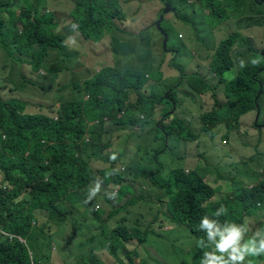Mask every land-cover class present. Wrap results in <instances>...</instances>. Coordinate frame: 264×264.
Segmentation results:
<instances>
[{
	"label": "rangeland",
	"instance_id": "374dc122",
	"mask_svg": "<svg viewBox=\"0 0 264 264\" xmlns=\"http://www.w3.org/2000/svg\"><path fill=\"white\" fill-rule=\"evenodd\" d=\"M20 1V5L17 6L14 3L9 8V13L0 15V21L4 25L1 31L5 40L6 38L8 41L12 40L8 34L6 20L10 18L13 22H17L22 10L34 12L35 17L43 13L54 14L61 21L56 33L65 34L62 35L64 39L66 35L68 36L65 45L63 41L62 50L48 52L47 63L53 66L45 64L38 72L31 71L30 66L25 64L28 57L16 58L12 48L6 49L0 46V100L17 98L25 104V111L22 114H48L50 117H55L54 113L61 102L77 96L75 91L67 88L68 77L71 74L74 75L72 77L74 81L82 83L89 74L103 67L115 65L121 70L133 68L134 64L129 63L127 59L128 52L122 50L123 48L113 52L108 39L96 45L81 40L83 44L76 47L78 42L76 36L71 39L69 37L73 34L74 25L69 20V13L74 0ZM134 1L132 0L131 3L137 6ZM172 1L178 3L179 0ZM182 1L193 5L196 10L199 6V0ZM154 2V0H148V2L139 0V11L135 12L130 7V1H127L123 4V10L126 13L124 23L128 25L126 27L129 32L131 31L129 26L136 22L134 17L137 14L142 15L146 25H135L132 33L136 34L134 37L138 41L149 44L145 46V50L153 54L154 61H157L155 66L161 61L166 69L171 70L168 67L171 62L184 75L192 72L189 68H192L191 64H193V66L199 65L197 70L205 74L208 63L205 59V51L209 48L208 46L217 44L218 40L237 29L242 35L248 37L249 44L243 48L232 49L231 55L233 53L235 68L225 75L226 80L234 78L236 69L240 68L241 58L246 64L255 55L254 53L264 52L262 38L264 7L256 1L257 5L253 6L251 0H241V8L219 24V26L223 24L221 27L217 26L219 28L207 26L202 15L192 14V19L199 23L197 24L199 29L196 33H192L189 42L184 41L193 30V25L179 21L175 7L164 4L162 8L160 1H157L155 11V8L150 6ZM164 8L166 13L162 17L161 24L165 28L170 26L173 34L167 44L166 48L169 51L166 53L162 48L163 36H160L154 25H151ZM178 14L189 21L190 14L179 12ZM197 37H201L202 40H197ZM114 40L121 41L118 47L133 46V39L123 34L119 37L114 35ZM199 42L201 44H198ZM154 44L156 49L151 47ZM66 47L75 51L68 53ZM174 50L178 51L176 56H172ZM179 52L182 54L181 57ZM140 53L141 49L137 52V57ZM262 65L258 75L264 74V63ZM57 69L61 72L58 73L52 86H48V74L55 73ZM184 81L186 78L181 79L175 87L170 86L176 82L175 79H169L166 84L160 82L159 85H156L158 81H151L148 85L152 93L158 94H154L156 97H161L162 94L168 95L170 89L174 90V104H177L178 108L167 117H162L165 107L159 105L153 113L152 122L134 127L124 126L123 130L117 129L109 139L104 138L103 133L107 128L103 124L93 123L91 127H88L81 145V156L93 169L97 180L90 182L83 191L74 187L61 204L54 207L55 209L40 212L36 224L32 225V242H27L31 247L33 258L45 257L51 264H128L129 261L132 264L191 263L190 254L194 249L193 238L187 236V232L182 229L185 227L170 225V220L163 214V205L167 202L166 195L161 194L150 179H144L148 177L135 171L151 170L155 174L153 177L159 181H167L164 178L167 174L164 166L170 170L183 167L186 173L192 170L201 171L207 186L216 190L213 195L214 200L223 198L227 193L231 194L234 188L233 183L237 186L239 184L253 185L252 176L260 173L264 167V112L257 110L243 116L238 129L230 132L226 140H222L227 132L225 128L219 127L209 132H202L199 124L200 116L212 105L213 99L208 94L203 96L189 94ZM70 82L72 83L71 80ZM217 95L221 97V86L217 90ZM258 102L264 111V95L261 92ZM172 117L183 120L193 133L198 135V139L192 142L196 145L194 148L184 150L183 142L173 146L169 140L155 139V122L163 118H166L165 122H171ZM113 153L116 157H120V161L113 167L125 177V183L132 189V195L141 197V200L133 206L120 208L131 195L126 193L124 198L118 201L117 187L106 184L102 176L98 174L100 169L111 165L106 161L112 160L110 157ZM9 188L5 174L0 172V190ZM29 197L30 193H25L16 198V201ZM257 208L262 213V218H245L244 223L249 226L250 231L245 233L241 244L245 242L246 237H252L258 230L263 231L261 225L264 219V205ZM116 209L118 210L115 211ZM121 209L123 211H119ZM59 219L61 221H57ZM150 222L152 223L149 225ZM148 225L152 233L144 243L134 239L129 242L119 241L118 235L115 241L111 235L116 226H139L143 229ZM109 232L110 234L106 236ZM20 240L23 239L20 238ZM108 246L113 249V252L108 250L110 249ZM175 253L181 256L177 257ZM250 259L251 264H264V255Z\"/></svg>",
	"mask_w": 264,
	"mask_h": 264
},
{
	"label": "trees",
	"instance_id": "16d2710c",
	"mask_svg": "<svg viewBox=\"0 0 264 264\" xmlns=\"http://www.w3.org/2000/svg\"><path fill=\"white\" fill-rule=\"evenodd\" d=\"M255 1L264 7V0H251L253 6L257 5ZM20 2L0 1V15L9 13L14 3L18 6ZM72 4L70 19L75 31L84 40L97 43L113 31L122 32L117 26V22L125 18L121 0H74ZM239 7V0H199V6L193 14L202 15L207 26L214 28L229 19ZM35 15L32 11L22 10L17 22L10 18L6 20L11 41L3 37L1 29L4 25L0 21V46L12 48L16 58L28 57L25 64L30 66L31 71L38 72L45 65L50 50L58 52L63 48L64 37L56 33L57 18L54 14ZM177 19L189 23L178 12ZM197 40H200L199 37ZM248 44V37L237 29L221 39L210 55L208 69L223 85L222 100L215 93L216 86L205 81L204 77L197 74L183 76L196 95L208 93L213 99V106L199 118L202 132L223 127L227 130L223 135L226 140L230 132L238 129L243 116L257 110L264 112L258 102L260 85L257 78L258 70L264 63L263 53H254L250 58L259 59L258 65L247 62L246 67L236 70L234 78L225 79L234 65L232 49L243 48ZM160 67L161 61L156 66L152 64L147 71L104 67L82 83L70 86L69 90L75 91L77 96L61 102L54 113L55 117L48 114L24 115L25 104L20 100L11 97L10 100H0V172L5 174V180L10 185L8 190H0V230L8 234L6 239L4 237L0 241V264H51L45 257L33 258L20 238L25 239L31 233L40 212L55 209L74 187L83 191L90 182L97 180L93 169L81 156V145L91 124H103L107 128L103 133L104 138L109 139L117 129L123 130L124 126L134 127L152 122L153 113L159 105L169 107L162 117L170 114L175 103L174 90L168 95L156 97L146 89L151 81L161 80ZM165 120L163 118L155 122V139L166 140L174 135L186 143L198 139V135L183 120L177 117H172L171 122ZM119 161V156L106 161L111 165L100 169L98 174L106 184L117 187L118 201L126 193L131 195L120 207L124 208L133 206L141 197L132 195L125 177L113 167ZM165 170L167 174L164 178L167 181L156 180L151 170L135 172L148 177L144 179H150L161 194L166 195L163 214L170 220V225L185 227L182 229L187 232V236L193 238L190 264H201L204 252L211 251V248H206V229H199L203 216L217 221L223 229L226 227L225 222L244 224L245 218L257 206L264 205V167L253 178V185L239 184L237 180L239 186L233 183L232 193L218 200H213L216 190L208 187L197 171L186 173L183 168ZM25 193H30L28 199L16 201ZM221 205L227 207V214L221 212L214 215ZM149 225L143 229L139 226H116L111 235L115 241L118 235L119 241L134 239L144 243L152 233ZM262 227L264 229V224ZM9 235H13L12 238ZM201 239L205 240V247L198 246ZM108 250L113 252L112 248Z\"/></svg>",
	"mask_w": 264,
	"mask_h": 264
},
{
	"label": "crops",
	"instance_id": "0c3cea01",
	"mask_svg": "<svg viewBox=\"0 0 264 264\" xmlns=\"http://www.w3.org/2000/svg\"><path fill=\"white\" fill-rule=\"evenodd\" d=\"M127 1H130V7L133 9V11H139V8H140V6H139V0H137L135 3H137V6L136 5H134L133 3H131L132 2V0H121V2H122V8H123V4L125 3V2H127ZM145 1H147L148 2V0H145ZM155 2L152 4V5H150L151 6V8H155V11L157 10V8H156V3H157V1H160L161 2V7H162V5H164L165 3L169 6V7H175V9L179 12V13H182V14H190V15H188L189 17H190V19H189V23L188 24H191V25H193V30L190 32V34H189V37L186 39V41H184V42H189L190 41V39H191V35H192V33L194 34V33H196L197 32V30L199 29V27H197V24H199L198 22H195L193 19H192V14H193V5H190V4H185L182 0H179L178 1V3H175V2H173L172 0H163L164 2H162L161 0H154ZM176 1V0H175ZM240 1V7H239V9L241 8V0H239ZM160 2H158V3H160ZM163 8V7H162ZM171 9V8H170ZM160 12V11H159ZM70 14V13H69ZM123 14L126 16V13H125V11L123 10ZM137 14V13H136ZM135 20H136V22L134 23V25H130L129 26V28L131 29V31L129 32L128 31V29H127V27L126 26H128V25H126L125 23H124V21H125V18L122 20V21H120V22H117V26L119 27V29L122 31V32H120V31H113V32H111V33H109V34H107L101 41H99V42H97V43H95V42H92V41H88V40H84L82 37H81V35L77 32V31H75V29H74V26H73V29H72V31H73V34H71L69 37H70V39L73 37V36H76V41H78L77 42V44H76V47H79L80 45H82L83 43H81V40H82V42H89V43H91V44H94V45H96V44H101L102 42H105L106 41V39H108L109 40V45H111V48H112V51L114 52V51H118V50H120V48H123L122 50H124V51H126V52H128V54H127V59H128V62L129 63H132V64H134V66H141V65H143L142 67H134V66H132L133 68L132 69H135V70H141V71H147L150 67H151V65L152 64H154V63H156L157 61H154V59H153V54H149L148 52H146V50H145V46H147V45H149V44H144L143 42H141V41H138L137 39H135V37L134 36H136V34L135 33H132L133 32V28H134V26L135 25H146V22H143V18H142V15H139V14H137L135 17ZM157 19V18H156ZM70 20V22H71V24H72V20L71 19H69ZM60 22L61 21H59L58 19H57V27H56V30H58V28H59V26H60ZM156 22V21H155ZM155 22L153 23V24H151V25H154V27H155ZM162 23V22H161ZM201 24V23H200ZM73 25V24H72ZM223 25V24H222ZM222 25H220L219 27H221ZM160 26H161V29H162V31L166 34V38H165V47H163V44H162V48H163V51H164V53H166L167 51H169V50H167V44H168V42H169V40L171 39V37L173 36V34H172V28L170 27V26H168V28H165L162 24H160ZM219 27H217V28H219ZM156 28V27H155ZM217 28H215V29H217ZM215 29H213V30H215ZM262 30H264V26L262 27ZM157 31H158V29H157ZM159 32V34H160V36H163L162 35V33L160 32V31H158ZM62 35H65V34H63V33H61ZM120 34H123V35H125V36H128V37H131L132 39H133V46H131V47H127V48H124V47H118L119 46V42H121L120 40H114V35L115 36H118L119 37V35ZM212 35V34H211ZM227 36L229 35V34H226ZM225 35V36H226ZM180 36V35H179ZM212 37V36H211ZM224 37V36H223ZM222 37V38H223ZM68 38V36L66 35V37H65V39H64V45H65V40ZM198 38V37H197ZM262 38L264 39V31H263V33H262ZM199 39H201V37H199ZM221 39V38H220ZM163 40H164V37H163ZM202 40V39H201ZM218 41H220V40H218ZM217 41V44H213V45H211V46H208L209 48H207V51H205V59H206V62L208 61V63H209V61H210V55H211V53L213 52V50L216 48V46L218 45V42ZM73 43V42H72ZM71 43V44H72ZM198 44H201V42H199ZM151 47L152 48H154V49H156V45L154 44V45H151ZM181 47V46H180ZM129 48H132V49H130L129 50ZM66 49L68 50V53H70L71 51H75V50H72V49H69L68 47H66ZM141 49V53H140V56H138L137 57V52L139 51ZM62 50V49H61ZM173 52V55L172 56H176V54L178 53V51H176V50H174V51H172ZM163 53V54H164ZM260 53H263L264 54V52H260ZM72 54V53H71ZM182 56V54H181V52H179V57H181ZM47 57H48V55H47ZM47 57H46V59H45V61H44V64H46V66H53V64H48L47 63ZM151 60H150V59ZM193 59V58H192ZM233 60V68L232 69H234L235 68V62H234V59H232ZM160 62V61H159ZM173 63L174 64H176V62L175 61H173ZM208 63H207V72L205 73V74H201L198 70H197V66H199V65H196V66H193V64H191V67L192 68H189V70H191L192 72H190V73H185L184 75H183V73H181L176 67H174L172 64H171V62H169V64H168V67L169 68H171V70H168V69H166V67H164V63L163 62H161V67H160V70H161V74H162V78H161V80L160 81H158L157 82V84L156 85H159L160 84V82H164L165 84L167 83V82H169V79H171V80H173V79H175L176 80V82L174 83V84H170V86H172V87H175L176 85H178L179 83H180V81H181V79L183 80L185 77H183V76H186V75H190V74H192V75H194V74H197V75H199V76H201V77H205L206 78V80L205 81H207V82H209L212 86H216V90H215V93L217 94V90H218V88L221 86V97H219L218 95H217V97H218V99L219 100H222L223 99V93H222V89H223V85L221 84V83H219L218 82V80L212 75V74H210V72H209V69H208ZM113 66H115V65H112V66H107V67H113ZM104 68V67H103ZM102 69V68H101ZM100 69V70H101ZM231 69V70H232ZM99 70V71H100ZM236 70H238V69H236ZM61 72V70L60 69H57V71L55 72V73H49L48 74V77H47V82H48V86H52V84H53V81L57 78V76H58V73H60ZM98 71H96V72H94V73H92V74H89V77L90 76H92L93 74H95V73H97ZM71 73H73V72H71ZM229 73H231V72H229ZM260 73V72H259ZM183 75V76H182ZM178 76H182V77H178ZM72 77H74V75L73 74H71V76H69L68 77V81L69 82H67V88H70V86H72V85H74V84H78L76 81H74V79L72 78ZM89 77H87V79L89 78ZM226 78V77H225ZM257 78L259 79V85H260V92L262 93V91L264 90V74H261L260 73V75H257ZM70 80L72 81V83L70 82ZM83 80H86V78L85 79H83ZM51 83V84H50ZM184 85L186 86V88H187V90H188V92H189V94H191V95H196L195 94V92L194 91H192L190 88H189V86L187 85V80L186 81H184ZM147 89V91H150L149 89H148V87L146 88ZM170 90H172V89H170ZM151 92V91H150ZM151 94H155V95H158L157 93H152L151 92ZM208 94V93H207ZM164 94H162V95H160V96H163ZM205 95V94H204ZM209 95V94H208ZM197 96V95H196ZM199 96H203V95H199ZM210 96V95H209ZM14 98V97H13ZM210 98H211V96H210ZM15 99H17V98H15ZM18 100V99H17ZM213 102V101H212ZM213 106V103H212V105L209 107V108H207V109H205V111L206 110H209L211 107ZM178 108V106H177V104L175 105V104H173L172 105V107H171V110L169 111L170 113H173V111H175L176 109ZM168 109H169V107H165V109L164 110H167L168 111ZM155 112H156V110H155ZM166 112V111H165ZM164 112V113H165ZM163 113V114H164ZM250 114V113H249ZM248 115V114H247ZM95 123H97V122H95ZM167 140H169V142L174 146L175 144H177V143H179V142H183V149L184 150H186V149H188V148H194L196 145H195V143H186V142H184V141H182V140H180L176 135H174V136H171V137H169V138H167L165 141H167ZM224 140V139H223ZM166 144V143H165ZM164 168L165 169H167L168 167H165L164 166ZM179 168H183V167H179ZM184 169V168H183ZM195 171H197L198 173H200L201 175H202V172L201 171H198V170H195ZM259 174V173H258ZM256 177V175H253L252 176V178H255ZM204 179V181H206L205 180V178H203ZM206 183V182H205ZM250 186V185H249ZM214 200V199H213ZM262 218V213L260 212V211H258V208L252 213V214H250L249 216H248V218L247 219H250V218ZM262 222H263V224H264V219L262 220ZM245 224V223H244ZM263 224L261 225V226H263ZM263 231H264V229H263ZM31 235H32V231H31V233L25 238V239H23L22 241L23 242H25V244L27 245V247H28V249H29V253L31 254L32 253V251H31V247L27 244V242H32V239L33 238H31ZM5 236H7V233H5V232H2L1 230H0V241L2 240V239H4V237ZM247 238H249V237H246L245 239H247ZM175 255L177 256V257H180L181 256V254H177V253H175Z\"/></svg>",
	"mask_w": 264,
	"mask_h": 264
},
{
	"label": "clouds",
	"instance_id": "9594fccd",
	"mask_svg": "<svg viewBox=\"0 0 264 264\" xmlns=\"http://www.w3.org/2000/svg\"><path fill=\"white\" fill-rule=\"evenodd\" d=\"M251 65H258L259 59H250ZM239 67H246L245 61L241 58ZM116 159V154L113 153L110 157ZM221 212L227 214L228 209L221 205L214 215H219ZM226 227L220 228L217 221L209 220L208 216L202 217L199 229H206L207 247L211 251H205L201 258V264H251L252 257L264 255V231L258 230L252 237H249L241 244L245 233L250 231L247 224H237L234 222H225ZM218 237V238H217ZM204 239L198 241L199 247H205Z\"/></svg>",
	"mask_w": 264,
	"mask_h": 264
},
{
	"label": "water",
	"instance_id": "95a60500",
	"mask_svg": "<svg viewBox=\"0 0 264 264\" xmlns=\"http://www.w3.org/2000/svg\"><path fill=\"white\" fill-rule=\"evenodd\" d=\"M167 6H168V5H167ZM164 13H166V9H165V8L159 13V15H158V17H157V20H156V22H155V27H156V29H158V31H160V32L162 33L163 37H164V40H163V47H165V38H166V34L162 31L160 24H161V20H162V17H163V15H164Z\"/></svg>",
	"mask_w": 264,
	"mask_h": 264
},
{
	"label": "built area",
	"instance_id": "2783aa9c",
	"mask_svg": "<svg viewBox=\"0 0 264 264\" xmlns=\"http://www.w3.org/2000/svg\"><path fill=\"white\" fill-rule=\"evenodd\" d=\"M8 235V234H7ZM13 235H9V238H12Z\"/></svg>",
	"mask_w": 264,
	"mask_h": 264
}]
</instances>
